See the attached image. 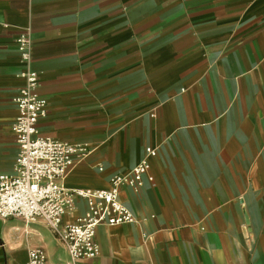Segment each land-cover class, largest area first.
<instances>
[{
	"label": "crops",
	"instance_id": "obj_1",
	"mask_svg": "<svg viewBox=\"0 0 264 264\" xmlns=\"http://www.w3.org/2000/svg\"><path fill=\"white\" fill-rule=\"evenodd\" d=\"M26 70L46 102L38 135L90 149L65 188L107 189L156 150L152 179L119 193L135 221L98 226L99 254L75 264H264V0H0L4 174ZM35 247L70 264L42 220L0 217V264Z\"/></svg>",
	"mask_w": 264,
	"mask_h": 264
},
{
	"label": "built area",
	"instance_id": "obj_2",
	"mask_svg": "<svg viewBox=\"0 0 264 264\" xmlns=\"http://www.w3.org/2000/svg\"><path fill=\"white\" fill-rule=\"evenodd\" d=\"M20 59L30 60V40L22 34L16 38ZM24 84L18 88L14 102L16 115L12 130L18 153L10 174L0 173V217H19L25 223L42 220L64 245L70 264L91 259L99 254L95 230L100 225H120L135 221L134 215L120 200L121 187L138 189L149 175V161L156 153L147 147L143 158L127 175H114L107 189L95 191L69 190L62 181L77 160L90 152L87 145L59 141L38 135L36 124L46 114V102L37 93L38 74L26 70ZM77 199L86 201L87 209L70 219L76 211ZM27 264H49L43 248L28 252Z\"/></svg>",
	"mask_w": 264,
	"mask_h": 264
}]
</instances>
